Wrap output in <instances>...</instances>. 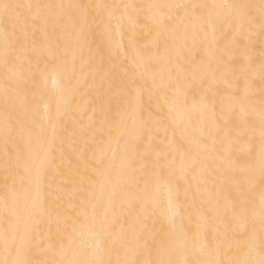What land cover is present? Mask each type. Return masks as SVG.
I'll return each instance as SVG.
<instances>
[{
  "label": "snow or ice",
  "instance_id": "obj_1",
  "mask_svg": "<svg viewBox=\"0 0 264 264\" xmlns=\"http://www.w3.org/2000/svg\"><path fill=\"white\" fill-rule=\"evenodd\" d=\"M0 264H264V0H0Z\"/></svg>",
  "mask_w": 264,
  "mask_h": 264
},
{
  "label": "bare ground",
  "instance_id": "obj_2",
  "mask_svg": "<svg viewBox=\"0 0 264 264\" xmlns=\"http://www.w3.org/2000/svg\"><path fill=\"white\" fill-rule=\"evenodd\" d=\"M108 2H113V0H108ZM115 2H120V0H115ZM116 39H119V37H116ZM40 68H41V70H44V64L43 63H41ZM47 73H48L50 78L47 81L46 88L48 91L54 92L56 85L53 83V81L56 80L58 83L59 77L56 73L52 72L51 68L47 69ZM98 86H99V82H97V87ZM77 99H79V98H77ZM37 102L39 104V113L42 115L44 112V101H41L38 98ZM52 112H53V114L55 113V104L52 105ZM91 114H92L91 110H89L88 116H90ZM76 118L80 119V116L78 113L76 114ZM84 121L87 122V116L84 117Z\"/></svg>",
  "mask_w": 264,
  "mask_h": 264
}]
</instances>
